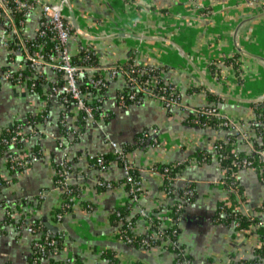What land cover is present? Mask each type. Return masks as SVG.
I'll return each instance as SVG.
<instances>
[{"label": "crops", "instance_id": "1", "mask_svg": "<svg viewBox=\"0 0 264 264\" xmlns=\"http://www.w3.org/2000/svg\"><path fill=\"white\" fill-rule=\"evenodd\" d=\"M36 1L55 5L60 0ZM259 1V5L248 6L247 0H70L79 27L95 38L73 34L68 48L72 58L85 50L79 63L86 65L108 67L132 61L136 66L159 67L163 79L178 87L182 104L216 105L228 116L244 122L250 136L257 140V126L264 129V119L258 123L260 119L252 105L253 100L264 95V0ZM64 14L71 21L68 6ZM7 17L3 11L0 75L6 71L18 75L20 71L23 80L21 85L16 79L0 82V133L6 126L18 123L22 126L21 144L10 146L8 151L38 152L39 156L28 168L15 171L8 165V151L0 156V175L5 179L0 184V264H30L33 243L41 231H30L28 227H33L37 218H42L51 230L63 232L64 247L53 254L65 261L77 257L82 264H185L165 242L145 247L119 237L121 223L116 218V208L129 202L124 167L115 158L107 167L93 164L90 158L114 153L112 141L122 148L124 144L129 147L127 159L138 171L139 167L148 168L138 172L142 181L139 205L151 214L171 215L167 224L179 228L178 240L193 264H242L244 259L256 256L260 234L221 221L217 212L218 203L229 193L219 182L225 170L211 147L219 141L232 142L238 150L247 151L243 139L225 128L193 126L184 120L188 113L181 107L168 111L154 99H141L126 107L118 105L117 97L125 84L123 77H108L104 92L89 97L102 102L101 116L86 119L84 126L77 125L80 111L72 105L68 109L72 114L67 116L59 96L50 94L59 81V71L42 65L29 72L23 48L12 47L18 45V40ZM41 19L43 12L37 6L19 23L13 17L25 46L38 36ZM136 20L141 22L133 28ZM238 48L248 54H241ZM88 51L98 63L91 60ZM221 52L240 55V83L234 80V84L222 85L216 79L217 75L232 78L235 68L231 58L217 73L207 68L208 59ZM95 75L88 73L81 81L89 85ZM202 75L214 93L204 85ZM40 78L42 92L35 87ZM210 93L218 96L217 103L210 101ZM39 115L44 120L34 119ZM61 116L70 131L60 128ZM153 128L158 131V140L150 131ZM142 131H147L146 143L134 145ZM59 140L64 141L63 147ZM203 150L211 151L212 156L199 162L196 156ZM65 155L72 164L71 184H79L82 192L72 210L54 219L53 210L63 202L56 181L57 165ZM174 161L186 165L167 192L163 174L152 166ZM235 176L245 197L241 211L264 221V181L260 172L240 168ZM100 180L112 186L100 188ZM190 183L195 186V196L176 213L175 202ZM7 213L12 222L4 224ZM139 213L138 205H131L125 218L133 219ZM133 220V231L144 235L149 229L148 220L140 214ZM48 256L38 264H49Z\"/></svg>", "mask_w": 264, "mask_h": 264}, {"label": "built area", "instance_id": "2", "mask_svg": "<svg viewBox=\"0 0 264 264\" xmlns=\"http://www.w3.org/2000/svg\"><path fill=\"white\" fill-rule=\"evenodd\" d=\"M13 2L15 7L19 10H24L25 14H29L36 6L41 7L43 12V19L40 21L38 34L40 38L43 40L36 46H33L34 49L29 51V49L22 43V38L20 35V31L16 27L13 17L10 13L12 10L8 7L9 3ZM259 0H247L246 5L248 6H256L259 5ZM0 7L3 11L8 15V19L11 22V28L13 33L16 35L18 40V45L23 48V52L25 55V59L28 62L30 68L36 69L42 65H50L57 71L62 73L63 81L59 86H53L51 88L52 95H57L61 99L62 103L66 110H68L72 105H74L80 112L85 114L84 119H94L93 108L88 104V93H86L82 88L81 79L86 77L87 74L96 73V77L92 76L89 79V83L95 86L96 88H103L107 85L108 77L116 78L123 77L124 79V87L120 91L117 97L118 105L122 107H126L130 103L138 102L141 99H154L158 102L162 103L164 107L171 111L172 109L178 107L182 108L183 111L187 113H193L195 115H203L205 117H213L221 119L222 128L229 130L230 132L236 133L237 137L241 138L248 145L249 150L241 156L238 153L237 147H233L234 157L233 162L234 166L242 167V168H251L255 169L254 165V156H258V159L262 161L264 167V147L257 148L253 142V138L250 136V133L247 131L244 122L240 120L233 119L228 116L224 111L219 109L216 105L209 107H190L188 105H184L180 101V91L176 85L171 83L170 81H165L163 79V73L160 69H156L154 67H143L136 66L135 64H130L129 66L124 65H115V66H78L74 63L72 55L68 48V42L70 37L73 34H78L77 31L75 33L72 22L69 19H66L64 14L65 8L67 7V0H60L57 4L52 5L46 2L36 1V0H0ZM140 20H136L132 22V27L137 28L140 24ZM1 25V24H0ZM84 36L88 38H95L94 35L89 31L82 30ZM79 35V34H78ZM238 35V33H237ZM53 41L54 49L56 51L55 55H50L49 60H46V54L44 52L45 45ZM8 42H5L7 45ZM221 55L210 57L207 61V68L210 70H214L217 73L221 66L230 58L233 57L231 52H221ZM234 64V62H231ZM238 66L234 65L233 76L231 79L226 80L221 77L216 76V79L222 85L234 84L241 82L242 75V59L238 58L237 63ZM15 76L16 81L21 85L23 80V74L19 71L18 75L16 73H12L11 71H6L2 75H0V82L3 80H10ZM264 95L259 96L258 98H262ZM257 98V99H258ZM102 114V110H101ZM101 116V115H100ZM264 118V111H263ZM261 120L258 121L260 123ZM17 133L11 135L9 138L4 137L0 140V142H10L9 147L12 145H16L18 140V135L22 134V126L18 125ZM152 132L155 140H158L156 135L158 133L156 128L150 130ZM258 142L263 141V136L259 135ZM264 143V142H263ZM59 145L61 147L64 146V141L59 140ZM220 144H213L212 150H219ZM113 151L118 157L124 159L123 167L125 172L126 183H128V192H129V202L132 205H138L140 215L145 217L148 220L149 229L144 235H140V237L125 235L124 233L119 232V237L124 239L125 241L145 246L151 247L155 246L159 242H165L168 244L170 248H172L178 257V260H182L185 264H193L192 259L186 253V249L181 245L178 240L179 229L177 227H171L168 221L171 220V215L169 214H151L148 212L146 208L139 205L142 194V181L141 178H137L132 173L133 164L129 162L127 159L126 153L121 145L117 142L112 141ZM9 149V148H8ZM8 155V165L10 169L13 171L20 170L24 168H28L34 161L38 158V153H27V152H16L10 149L7 153ZM92 160H95L97 165L105 166L106 159L104 155H92L90 157ZM59 168L56 171V175L59 176L57 180V185L61 189L63 193H69L70 202H66L67 206H75L77 197L72 194L71 187V178H72V164L67 155L63 156L62 161L59 164ZM153 169L158 170L169 178L168 167H163L161 170L160 165H153ZM147 167H139V171L147 170ZM224 171V176L220 178L219 182L223 184L228 192H233L236 194L238 198V208H241L242 203L245 201L244 193L239 188V183L234 174H226ZM264 181V178H262ZM4 177L0 175V184L4 182ZM173 180H171L172 182ZM99 184L112 186V183L99 181ZM189 185V184H188ZM188 185L185 187V191L183 196L175 202V211L179 212L181 208H183L186 204H188L194 195V188H188ZM171 189H166L167 192H170ZM65 200V199H64ZM232 204V203H229ZM241 210V209H240ZM224 215L225 211H221ZM58 218L63 216L62 213H59ZM252 216V215H251ZM179 218L178 216L176 217ZM238 223L235 222L234 226ZM259 224H264L263 220H260ZM127 225L133 230L134 221L131 218H128ZM167 226L169 228H167ZM28 229L30 231H34L32 226H29ZM53 243V240L51 241ZM36 246L44 249L43 242L36 241ZM45 252V251H44ZM56 252V251H54ZM133 264H142L139 262H135ZM256 264H264V257H259L256 261Z\"/></svg>", "mask_w": 264, "mask_h": 264}, {"label": "trees", "instance_id": "3", "mask_svg": "<svg viewBox=\"0 0 264 264\" xmlns=\"http://www.w3.org/2000/svg\"><path fill=\"white\" fill-rule=\"evenodd\" d=\"M6 7L10 8L12 10V16L14 17L15 20H17V22H21V20H24L26 17L25 11L24 10H19L15 7L14 3L11 2L9 3V5H7ZM3 14V9H1L0 7V18L2 17ZM43 40L40 38L39 34L38 36L34 39V40H29L26 43V47L29 49V51L32 52V50L34 49L33 46L38 45L39 43H41ZM33 45V46H32ZM13 48L15 49H20V45H12ZM54 43L53 41L48 42L45 45V49L44 52L46 54V60H49V56L50 55H55L56 51L54 49ZM85 50H81V53L79 56L74 57L73 56V61L76 65L78 66H86V63H79V57H81V55L84 53ZM88 55L91 58V60L94 63H98L97 57L91 52L88 51ZM240 57V55H234L231 60L232 62H234L235 66H238L237 60ZM130 64H132V61L130 62H126L124 63V66H129ZM27 68V69H26ZM24 69V72L27 70L28 71V67H26ZM162 68V67H161ZM157 69L159 70L160 68L157 67ZM33 70V69H31ZM29 72H30V67H29ZM59 73V81L56 82L53 86H59L61 85L63 79H62V73ZM26 74V73H25ZM11 82H15V76L10 80ZM43 81V79L40 78L38 84L36 83L35 87L37 88L38 91L42 92L43 87L41 86V82ZM82 88L83 90L88 93V104L93 108V112H94V119L99 118L101 115V106H102V102L101 101H97L96 98H90V96H93L94 94H98L99 92H104L105 88H101L99 87L97 88H93L92 85H84L82 82ZM34 87V85H33ZM102 89V91H100ZM60 96V95H59ZM180 98V97H179ZM209 98L211 102H216L219 100L218 96L214 95L213 93L209 94ZM253 107H255V109L257 110V119H264L263 118V111H264V101H258L252 104ZM205 107H209V106H205ZM72 114L71 111L66 110V115L70 116ZM45 115V114H44ZM47 117V113L45 115ZM85 114L83 112H79L78 115V119L76 120V124H81L82 126L85 125L86 123V119H84ZM34 118V117H33ZM34 119H43V117H41V115H39V118L35 116ZM186 122H188L189 124L193 125V126H197V127H217V128H222V124H221V119L219 118H213V117H205L203 115H195L193 113H188L187 117L184 119ZM58 124L60 126V128L62 129L63 132H67L70 131L71 128L67 127L65 125V123H63L62 121V116L60 118V120L58 121ZM18 123H14L13 125H8L6 126V128H4L2 130V132L0 133V140L4 137H10L11 135H14L17 133V127H18ZM257 129L259 131V134L263 136V141L264 142V129L263 127H261L260 125L257 126ZM22 134L18 135V140H17V145L21 144L20 143V139L22 138ZM147 131H142L137 137L134 143L137 145H144L146 143L147 140ZM233 137H236V135H233ZM143 141V142H141ZM255 146L257 148H263L264 147V143L258 142V140H253ZM9 143L10 142H0V156L1 154L5 153L6 151H8L9 148ZM222 143V145L219 147V150H217V154H218V158L220 160V164L222 166V168L227 172L226 174H234L236 173L240 168L242 167H238V166H234V162H233V157H234V152H233V145L232 142H228L223 143V142H216L215 144H220ZM130 146V145H129ZM127 145L124 144V151L125 153H127ZM37 152V149L34 150ZM38 153V152H37ZM238 153L243 156L246 151H240L238 150ZM212 156V152L208 151V150H203L201 152H199V154H197V159L199 162H204L207 160H210ZM104 157L106 159V164L103 167H107V165L109 164L110 160L112 158L117 159L120 164L123 165L124 163V159L121 157H118L116 154L111 153V154H104ZM254 160V165L256 167V170H258V172H260L262 178H264V167H263V163L261 160L258 159V156H254L253 158ZM93 164H96L97 162L95 160H91ZM159 165V164H157ZM186 162H179V161H174L171 163H164L161 166V170H163V167H168V174H169V178L164 176V188L166 189H171V180H173L178 173H180V171L185 167ZM60 165H57V169L59 168ZM138 170L135 166L132 167V173L134 174L135 177L140 178L138 176ZM59 176L56 175V181L58 180ZM126 181V179H125ZM72 187V191L71 193L76 195V196H80L81 192H82V188L79 186V184H71ZM100 188H105V185H99ZM129 187L128 183H127V188ZM194 188V196H195V186L193 183H190L188 185V188ZM239 188L241 190V186L239 184ZM185 189V188H184ZM181 193H183V189L181 190ZM229 196L227 199L222 200L221 202L218 203V207H217V212H218V218L221 219V221H225L228 224H233L235 222H237L238 224L235 225V228L237 229H245L246 231L249 232H258L260 234V243L256 246V256L255 257H250V258H246L243 260L242 264H256V261L259 259V257H264V224H259L260 222V218L254 215H247L244 214L239 208H238V198L236 197V194L233 192H228ZM62 197H63V202L61 203V205H59V207H57L55 210H53L55 216L54 219L57 218V215L59 213L64 214V212L72 210L74 207L71 206H67L65 205L66 202H70L69 199V193H63L62 192ZM65 199V200H64ZM232 203V204H229ZM131 203L128 202L126 205L121 206L116 208V218L117 220L119 219L120 223H121V228L120 231L121 233H124L125 235H130V236H135V237H140V235L136 234L128 225V219H126L125 217L128 214V210L131 208ZM225 211L224 215H220L221 211ZM182 210H179V213ZM9 212H11V210H9ZM139 217V214L133 216V219ZM132 219V220H133ZM6 220V221H5ZM134 221V220H133ZM12 222V216H10L7 213V217L4 218L3 223H9ZM26 223L23 222V225H25ZM178 228V227H177ZM33 229L36 232L41 231L40 237L37 238V241L43 242L44 244V249L36 246L33 243V253L30 256V264H38L40 259L42 257H49V264H82L77 257L72 258L70 261H65L62 258H58L57 256H55L53 253L54 251L60 252L62 250V248L64 247V234L61 230H51L52 228H50V226H48L44 220L42 218H37L34 221L33 224ZM179 229V228H178ZM53 240V243H51V241ZM45 251V252H44ZM116 264V263H115Z\"/></svg>", "mask_w": 264, "mask_h": 264}, {"label": "water", "instance_id": "4", "mask_svg": "<svg viewBox=\"0 0 264 264\" xmlns=\"http://www.w3.org/2000/svg\"><path fill=\"white\" fill-rule=\"evenodd\" d=\"M67 6H68V8L70 9L71 21H72V24H73L74 29L77 31V33H78L79 35L84 36L83 33H82L81 28L79 27V24L77 23V20H76V17H75L74 11L72 10V7H71V5H70V0H67ZM126 34H128L129 37H137V36H138V35H136V34H134V33H126ZM238 50H239V52H240L241 54H248L246 51H244V50L241 49V48H238ZM185 56H186V58H187L188 61H189L188 56H187L186 54H185ZM261 58H262V60L264 61V57H261ZM202 78H203V83H204V85L207 87V89H208L209 91H211V92L214 93V91H212V90L208 87L207 80H206V78H205L203 75H202ZM258 101H264V96H263L262 98L255 99V100H253L252 102H258Z\"/></svg>", "mask_w": 264, "mask_h": 264}]
</instances>
